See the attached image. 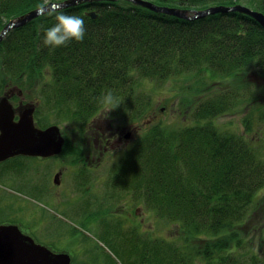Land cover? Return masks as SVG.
Wrapping results in <instances>:
<instances>
[{"label": "trees", "instance_id": "trees-1", "mask_svg": "<svg viewBox=\"0 0 264 264\" xmlns=\"http://www.w3.org/2000/svg\"><path fill=\"white\" fill-rule=\"evenodd\" d=\"M152 1L191 9L240 3L264 13V0ZM41 3L0 0V31L9 20ZM93 9L96 17L90 14ZM63 11L84 19L83 41L45 47L41 26L54 23L45 15L10 30L0 42V94L11 88L22 92L43 80L41 94L55 103V113L66 104L73 108L68 115L79 121L96 113L109 92L119 106L143 113V103L132 100L138 73L161 80L186 75L201 83L248 68L264 75V27L238 10L189 19L131 0H96ZM244 89L232 91L220 85L210 92V99L199 102L195 123L176 131L151 130L156 133L150 134L148 143L140 139L128 163L119 167L114 182L132 180L134 194L178 220L189 237L185 242L153 241L158 245L142 250L140 264H264V254L240 249L243 243L224 233L247 219L264 186V157L245 134L224 130L215 121L238 103L235 95L242 97ZM200 235L213 239L195 246L190 237ZM171 248L176 254L164 258L162 254Z\"/></svg>", "mask_w": 264, "mask_h": 264}, {"label": "rangeland", "instance_id": "rangeland-1", "mask_svg": "<svg viewBox=\"0 0 264 264\" xmlns=\"http://www.w3.org/2000/svg\"><path fill=\"white\" fill-rule=\"evenodd\" d=\"M4 19L7 20L6 17ZM137 76L138 84L132 100L134 104L143 103V113H131L130 108L118 106L105 118L102 114L107 107L105 103L92 117L79 121L68 115L73 108L66 104L55 113V103L47 101L41 94L43 80L35 81L22 92L16 88L6 89L7 92L14 90V104L36 103L37 124L42 127L53 123L60 125L67 142L62 155L48 164L51 168L46 174L45 185L53 196L51 201L45 202L46 199L36 195L39 191L36 185L39 184L33 177L39 178L40 166L34 164L36 174L30 172L29 167L34 161L26 160L29 155H17L3 164L8 173L0 178V192L14 193L12 201L18 203L10 205V209L18 211L12 213L11 217L17 219L20 226L34 232L39 240L51 246L68 248L72 252V263L140 264L142 250L158 245L153 241L165 244L185 242L189 238L178 220L157 212L142 194H134L132 180L120 179L116 183L114 179L123 163H128L132 148L138 145L140 139L147 144L150 134L156 133L151 131L153 129L158 131L163 127L176 131V128L195 123L194 112L199 102L210 99V92H215L220 85L232 91L244 87L246 93L242 97L235 95L239 98L238 103L215 117V121L224 130L245 134L264 157L263 74L248 68L220 80L211 82L208 79L203 83L186 75H173L162 80L142 77L140 73ZM139 126L141 128L138 130ZM109 128L123 137L121 144L102 145L99 132L106 130L103 132L106 134ZM107 137L104 136V139ZM72 150L79 155L69 156L67 153ZM8 163H11L10 168L7 167ZM22 166L29 168V172H14ZM58 168H62L61 186L53 179ZM46 170L47 167L44 172ZM51 184L53 189L49 188ZM86 185L90 186L87 190ZM22 191L37 199L27 197ZM53 201L59 206L56 207ZM224 233L226 237L233 234L242 242L240 249L248 247L264 254V186L258 191L247 219ZM190 239L195 246H203L213 238L200 235ZM235 244L231 247H235ZM162 247L167 245H160ZM175 254L171 248L162 255L167 259V256Z\"/></svg>", "mask_w": 264, "mask_h": 264}, {"label": "water", "instance_id": "water-1", "mask_svg": "<svg viewBox=\"0 0 264 264\" xmlns=\"http://www.w3.org/2000/svg\"><path fill=\"white\" fill-rule=\"evenodd\" d=\"M81 1L66 0L65 7ZM155 11H162L183 18H198L215 12L238 10L251 15L264 27V13L245 4L211 5L203 9L182 8L157 4L152 0H131ZM37 7L9 20L0 31V42L12 29L27 24L39 16ZM96 17L97 12L90 11ZM12 92L0 96V161L15 155L51 156L58 154L65 136L60 125L40 127L35 120L36 103H25L16 107L11 101ZM0 264H71L67 252H55L47 245L35 241L24 233L17 224L0 223Z\"/></svg>", "mask_w": 264, "mask_h": 264}, {"label": "flooded vegetation", "instance_id": "flooded-vegetation-1", "mask_svg": "<svg viewBox=\"0 0 264 264\" xmlns=\"http://www.w3.org/2000/svg\"><path fill=\"white\" fill-rule=\"evenodd\" d=\"M14 94L15 93H13L12 96H11V99L12 100H13ZM15 105H17V104H15ZM140 128H141V126H139L138 130ZM103 132H106V130H100V132H99V141L102 143V145H105V147H108L109 145L112 146L113 143H115V144L116 143L117 144L118 143L121 144V142L123 140V137L121 135L114 134V132H111V129L106 134L103 133ZM107 135H108V137L105 140L104 139V136H107ZM109 139H111V140L109 141ZM59 155L60 154H55V155H51V156H29L26 159L28 161H34V162H32V164L29 167L30 168V172L35 173L34 167H33L34 164L40 166V168H38V171H40V173L38 174L39 175V178L38 179H35L33 177V179H34V181L36 180L38 182V184H39V185H36L37 189L39 190L38 192L35 191L36 192V195L39 196L40 198L46 199V200H44L45 202L51 201V198L53 197L52 194H50V192L48 191V189H47V187L45 185V183L47 181V175L46 174L48 173V169L51 168V165L49 166L48 164H50V162H51V160L53 158H57ZM16 157H17V155H15L13 157H10L8 159H5L4 161L3 160L0 161V178L3 177L2 175L4 173H6V174L8 173L7 168L3 164H5L7 161L10 162L12 158H16ZM63 158H64V160H66V157H63ZM22 164L24 165L25 162H23ZM1 165H3V166H1ZM10 165H11V163H8L7 164V167L10 168L9 167ZM46 167H47V170L44 172V170H45ZM29 168H27L26 166L18 167L17 170H15L14 172L17 173V174H19V173H26V172H29ZM61 176H62V168H58L55 171L54 178H53L54 181L56 182V184L58 186H61L62 183H63V180H61ZM49 186H50L49 188H52L53 189V187H52L53 185L52 184L49 185ZM9 187L14 191V189L11 187V185ZM31 187H35V185H32ZM55 187H57V186H55ZM84 187L87 190L88 187H90V186L89 185H86ZM8 190H10V189H8ZM15 191H18V190H15ZM22 192L25 193L24 191H22ZM13 195H14L13 192L11 194H2L0 192V215L3 217V218L1 217L0 223H14V224H17L24 233L32 236L35 239V241L46 244L50 249H52L55 252H68L70 254V256H71V253L72 252L69 251L68 248H66V247H59V246L56 248L54 245L51 246L50 243L47 244L45 241L39 240L37 238V236L35 235L34 232L29 231V229L23 228L22 226H20V223L17 222L18 221L17 219H14V217H11L12 213H15V212L18 211V209H10V205H13L14 203H16V204L18 203L17 201H12ZM24 195H26L27 197H30V198H35L33 196H29L26 193ZM35 199H37V198H35ZM53 204L56 205V207L59 206L54 201H53ZM41 213H43L42 210H41ZM71 263H72V259H71Z\"/></svg>", "mask_w": 264, "mask_h": 264}, {"label": "clouds", "instance_id": "clouds-1", "mask_svg": "<svg viewBox=\"0 0 264 264\" xmlns=\"http://www.w3.org/2000/svg\"><path fill=\"white\" fill-rule=\"evenodd\" d=\"M65 3L66 0H43V3L37 5L38 15L54 18V23L51 26H41L42 44L45 47L67 46L73 40L83 41L86 35L84 19L78 15L64 12ZM104 100L107 107L102 114L106 118L107 113L118 107L120 103L114 102L110 92L105 94Z\"/></svg>", "mask_w": 264, "mask_h": 264}, {"label": "bare ground", "instance_id": "bare-ground-1", "mask_svg": "<svg viewBox=\"0 0 264 264\" xmlns=\"http://www.w3.org/2000/svg\"><path fill=\"white\" fill-rule=\"evenodd\" d=\"M66 142H67V139L65 138V140H64V144H63V147H62V149H61V151L58 153V154H61L62 155V153L64 152L63 150H64V146H65V144H66ZM67 153V152H66ZM69 156H77V155H79V153L78 152H76V151H73L72 150V152L71 153H67ZM40 243V242H39ZM42 244H44V243H42ZM46 245V244H45ZM68 253V252H67ZM72 259V258H71ZM71 264H77V263H71Z\"/></svg>", "mask_w": 264, "mask_h": 264}]
</instances>
